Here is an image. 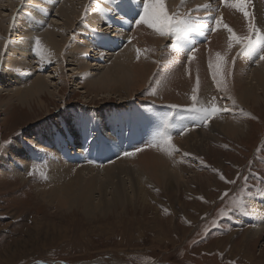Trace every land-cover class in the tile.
I'll return each mask as SVG.
<instances>
[{"label":"rangeland","instance_id":"obj_1","mask_svg":"<svg viewBox=\"0 0 264 264\" xmlns=\"http://www.w3.org/2000/svg\"><path fill=\"white\" fill-rule=\"evenodd\" d=\"M10 1L11 0H0V18L6 20L5 22L7 24H5V27H9L10 25L11 28V31L7 29L8 34L6 35L1 32L2 30L0 31V43L1 41H3L2 43L6 42V47L8 48L9 46L8 49H12L15 46L14 44L24 37L21 31L24 24H19V22H21L22 18L24 19L25 13L23 12L26 11L29 5V0H21L20 6H22H19L14 12V10L12 11L13 8L9 6L11 5L9 3ZM93 1L94 0H68L69 3L67 2V4L72 10L76 9V11H81L82 7H85V9L82 10L84 14L81 15L83 21L89 9H92L91 7L96 10L94 7L95 2ZM124 1L112 0V3L115 2V5H117L113 9L120 10L123 14H126V11L133 10L134 12L130 14L128 19L131 20L133 18L132 21L138 19L141 15L143 0H132L136 3L138 2L137 8L135 9H133L134 4H132L133 2L131 0H127L131 1V3ZM169 1L166 0V3L164 2V4H167L165 6V11H168V14L174 16L176 19L181 18V12L184 10L189 13L193 12L195 8L201 5H211L208 6L209 12L200 13V18L203 20L200 19L199 15L195 12L190 14L193 19L196 20L198 18V21L196 20L198 25L195 24L196 21L191 22L196 25L197 29H200V26L205 23H214V20L210 17L217 16V18L221 19L220 15L226 16L227 13H230V15H228L229 18L228 16L226 17L228 21L225 20V23L229 22L232 25V18L235 19L232 13L238 14L240 17L243 15L241 11L235 9L231 4L229 8L228 6L225 7L229 12L224 10V6H222L219 8L222 12L218 10V13H215V8L217 4L220 3H217V0H199L200 2L198 0H181L179 1L180 3L177 1L178 4L175 5L173 2ZM64 5L61 4V6ZM138 5L141 6L139 8L140 10L138 9ZM127 6H130V9H128ZM213 6L214 9H212ZM247 6H249L250 12L258 10L256 17H252L254 19L252 23L259 30L260 34H264V30L260 28L262 23H260L258 19L261 14H259V11H262L264 18V6L262 7L261 3L256 4V1L254 5L250 4ZM107 12V18L112 21L113 28L116 27V29L121 30L122 28L120 26L118 28V25L122 20L118 17L121 21L119 22L117 15L114 16L112 10L109 9ZM209 13L210 16L208 17ZM213 14L214 16H211ZM5 15L6 18H4ZM18 16L21 17L19 18ZM97 17L98 16L92 15L94 21H92V24L95 23ZM27 19V23L29 24L31 20L30 14H28ZM241 21L247 24L246 32L243 34L247 36L249 35V21L246 20L245 22L244 18H242ZM56 22L58 25H56ZM262 22H264V20H262ZM63 23L62 18L60 16L56 17V14H54V17L49 16V20L46 19L45 23L41 25L43 30L39 29L40 33L38 32L40 35V39L38 38L40 41L39 48L44 47L45 49L46 47V45L43 44L44 42H42L44 39L41 38V33H49L53 28L54 31H57V28L60 26L62 30L59 29L57 34H63L65 29V26H61ZM52 24L55 26L51 27ZM143 26L146 25H141V27ZM87 27V23L80 26L79 22H77L72 28L73 30L71 29L63 34L67 41L61 53V56H64V58L66 57L67 60L65 63L63 62V65L61 61V65L57 66V60L55 58L51 60L55 62V65H50V67L48 66L50 62L46 64L48 61L45 62L42 58L43 62L40 60V62H33L32 58L30 60L25 59V61H32L35 66H38L37 64L42 62L43 65H40V68L44 70L43 73H52V76H56V84L59 85L61 78L64 80L63 84L60 86L62 90L59 94L52 95V97L46 94L42 97L43 104L46 105V107H41L39 105V100H32L28 106H24L25 109H21L15 102L10 112H8L9 115L6 114V112L0 113V264H264V229L259 230V227H257L262 214L260 215L257 213L258 211L254 207L255 199H264L263 91H258V93L261 94L258 104H244L245 102L243 101H241L240 104V100L237 101L236 98H231V94H234V91L226 93V88H221L220 85L215 82V79H212V73H214L213 68L212 71H205L203 69L204 73L200 69L191 70L183 68L185 65H190V63L188 64L187 62L188 56L186 55H189V49L192 47L195 48V51L199 49V51H196L197 54L193 53V62L199 63V59L202 58V56L205 57H203L200 62H212L209 59L211 56L209 48H207L208 51L204 45L196 44L199 41L197 33L189 31V34L196 35L191 37L192 35L189 36L187 33L189 39L186 36H181L182 38L179 37L177 41L167 35L173 39L175 45L180 46L178 48L185 49L187 52L183 50L184 53H180L174 61L173 59L178 53V48H173L167 42L165 35H160L155 32L154 36V30L151 29L154 38L159 41L158 45L156 44L157 49L154 51V54L157 56V51L159 52L160 48L163 53H160L158 58L156 57L158 66L156 65L157 67H154L155 71H153L154 68L151 69V77L148 79L147 83L145 82L138 91H135V93L131 95V97L125 91L121 92L120 97H118V95H110L107 98H105L106 94H100L101 92L93 95L84 94L79 91V89H76L78 85L84 86L87 80H97L103 77L105 73H109L112 68L115 69V61L117 62L119 59L122 60L121 55L116 57L113 56L118 51L119 46L104 49L97 55L87 52L85 56H81L83 60L81 63H84L86 68H88L90 64L92 66L98 64L96 68L87 69L89 76L83 73L81 70L82 66L79 64L75 65L71 62L72 59H70L68 54L71 50H74L76 53V51H78L77 47L79 48L81 45V40L78 36L84 39L87 37L90 38L93 48L97 43L95 42L96 39H93L97 36V33L100 32V35L97 37L99 41L104 36L108 35L113 38L114 35H116V32L114 33L115 29L113 30V28L110 31H101V27H99V31L94 28H91V31H87ZM124 28L127 29V27ZM233 30L236 32V25ZM9 31L11 33H9ZM128 31L127 33L131 39L130 33H132V30L129 29ZM89 34L93 35L90 36ZM229 35L230 33H228V37ZM4 37H6V40H4ZM222 37L224 41H228V38L225 40L224 33L221 35L220 39ZM253 38H255L254 35ZM115 39L119 41L120 37L118 36L117 39L116 36ZM130 39H126L125 43L123 44L122 42V44L125 46L129 45V42L133 44V41ZM208 39L214 40L213 37ZM196 40L198 41L196 42ZM179 41L182 42L179 43ZM107 42L112 43L114 41L109 39ZM228 43L229 41L227 44ZM162 45H164V48ZM238 45L239 44L234 43L230 50L231 52L234 51L233 53L236 52L233 54L235 56L233 64L239 61L238 65L240 64V66L234 64V67H231L233 70L230 67H225V69L222 67L221 74L219 75L229 76L231 74L229 79L237 78L238 76L244 75L245 72L250 73V71L255 69L257 63L260 61L258 51L261 47L252 46L237 56V52L241 49L239 48L240 45ZM139 46H143V43ZM188 46L191 47L189 48ZM235 47H238V51H236L237 49H235ZM262 49L264 50V48ZM37 50L40 49L36 47L33 56L38 54V52L36 53ZM93 50H95V48H93ZM205 51H207L206 53H208V56L204 54ZM44 52L45 51H43L42 54ZM170 52L171 55L169 54ZM250 52L256 54L255 57H253ZM5 53L4 50L2 52V61L4 64L7 63L5 58L8 56ZM106 53L108 55H105ZM183 55L185 56L182 59ZM196 55H198L199 59H197ZM78 57L80 56L78 55ZM206 57L208 60H206ZM170 58L171 62L173 61L174 64H182L179 66L181 68H176L174 65L173 67L168 66V69L163 67V64L166 62H164V60L170 61ZM22 59L24 60V57ZM236 59L238 60L236 61ZM248 59L250 60L247 61ZM244 60L251 62L247 63L244 62ZM173 62L171 64H173ZM243 62L245 63L243 65L245 68L241 66ZM248 65L251 67L249 68ZM60 66L62 70L58 69ZM55 67L58 71H56L57 69H55ZM0 68L2 69L1 65ZM227 68L231 71L227 70ZM1 69L0 86L2 87L3 85L1 82L3 81L1 80V76L7 73V71L2 72ZM31 70H33L32 72L35 71L34 68ZM39 71L40 70H38V73L41 72ZM207 71L211 74L208 75L209 72ZM84 74L89 78H86ZM159 77L163 78L159 80ZM164 78L168 80L166 81ZM179 78L185 79L184 81L186 82L184 83L185 90L183 94H181L183 98L177 95L180 90L177 89L178 82H172V80L174 81L175 79V81H177ZM222 82H224V80H222ZM19 84H17V88L21 87ZM200 85L204 88L202 86L200 88ZM19 89L25 91L24 87ZM236 89L239 90L238 86H236ZM9 91L11 90L6 89L5 92L0 91L2 94L0 95L4 99H7L10 97ZM169 93L170 95L174 93L176 96L173 95L166 98L165 95ZM193 96L196 97L195 100H193ZM103 99H105L106 103H104L105 101H101ZM86 100H88L87 102L94 103H86ZM77 104H79V106H77ZM85 104H87L90 109ZM65 106H67L69 111L64 113H72V109L75 111L80 110L82 113L89 111L87 118L93 120H99L101 118L98 114L101 110L110 113H112V111L120 112L119 114L125 118L123 124L125 129L128 126H132V128L138 126L141 130L130 128L126 131L131 135L135 130H139L136 134V138L132 140L129 149V151H133V153L130 154L132 159L138 157V160H142L147 154L152 156L155 155V158L157 157L158 160L160 159L166 163L168 165L167 167L171 166L169 167L170 169H168L169 171L163 169L168 175L167 178L160 172L161 175L159 176H162L161 184L154 180L153 183L148 182L146 185H143L144 182L139 177L138 171L135 177L138 180V185L144 188L141 192V194H143L140 197L135 198L131 204L119 206L118 209L114 208V210H108L106 213L97 212L88 216L80 205L65 209L58 206L59 201L44 198L42 188L49 182L51 169L38 165L39 167L30 170L32 171L30 174L28 170L24 177H14L10 170V168H12L11 164H14L13 152L21 149V147H29V145L31 149L34 148V142L32 141L35 140L34 137L31 136L36 129L35 127L33 128L35 124L31 125L32 122H37L36 125H46L48 122L47 125H49L50 121H54L58 113H60V110H63ZM214 107L217 108L218 111L212 113L211 109ZM145 109L147 110L146 112L143 111ZM193 109L201 111H193ZM203 110H207L208 114L206 119L202 118L204 116ZM59 115L64 114L60 113ZM173 118L175 119L171 122ZM229 118L232 119V121L236 119L248 125V132L243 135H238L239 137L226 136L221 130L220 122ZM163 119L171 122L168 125L173 126V131L175 132L170 134L173 135V137L169 140L161 139L157 141L154 148L143 149V152L139 151L146 143H154L155 139L158 137L168 138L169 134L163 130ZM179 119L183 122L188 119H198L200 123L188 126L190 124L188 123L189 120L184 124H178L176 120ZM154 121L156 122V128L150 129L149 127ZM139 123L140 125H138ZM29 126L31 128L26 130ZM120 126L121 121L117 124V134H121ZM171 128L172 127L168 126L166 129L170 130ZM132 130L134 131L132 132ZM176 130L180 131L177 133ZM139 135H141V137ZM183 138H186V144L184 143L185 147L181 146ZM202 138L204 141H201ZM70 144L71 142L69 141L65 142L61 140L59 146L63 149L65 148V150L72 155V152H76L77 150H68ZM66 145H68V147ZM160 146L167 147L166 149H159ZM187 146H190L191 150L188 149ZM88 147H90V150L83 145L77 146V149L83 148L84 150L82 149L83 153L79 155L80 159L78 154H73V163L80 162L81 159L83 160V157L88 154L87 150L90 152V158H94L95 156L98 158L96 159L97 161H101L98 165L102 168L109 169V166L118 162L116 156L109 157L111 159L106 158L108 155L103 156L97 149V146ZM144 151L147 153H144ZM168 152L169 154L166 155ZM140 153L145 156L142 155L141 157ZM160 153L162 155H160ZM163 153L166 157L169 155L171 158H165ZM170 154H172V156ZM173 154L175 155L173 156ZM135 155L136 157H134ZM168 159L172 162H168ZM84 160L86 159L84 158ZM15 163L18 166H23L21 162ZM138 163H140V161H138ZM3 169H5V171H2ZM143 170L144 167L141 168V171ZM89 176L92 175H88L87 177ZM21 178H24V180ZM99 197V194L96 193V202Z\"/></svg>","mask_w":264,"mask_h":264},{"label":"bare ground","instance_id":"obj_2","mask_svg":"<svg viewBox=\"0 0 264 264\" xmlns=\"http://www.w3.org/2000/svg\"><path fill=\"white\" fill-rule=\"evenodd\" d=\"M110 1H111V3H110ZM131 1L126 0L124 2L131 3ZM165 1L166 0H164V2ZM177 1L179 2L181 0H174V1H169V2H173V4L175 5V4H178ZM212 1H215V0H212ZM251 1H254V0H251ZM255 1H256V4L261 3V6L262 7L264 6V4H262V3H264V0H259V1L255 0ZM64 2H65V5H64ZM67 2H68V0H29V5L26 8V11L23 12V13H25L24 19L23 18H22V20L20 19L21 22L18 21L19 24L20 23L24 24L23 26L20 25V26H22L21 31L24 34V37L19 41L17 40L18 42L16 44H14L15 46L12 49H8L9 46H8V48L6 47V44H5L6 42L2 43L3 41H1V43H0V65H1L2 69L1 68L0 69L2 72L7 71V73L2 74V76H1V80L3 81V82H1V84L3 86L2 87L0 86V91L5 92L6 89H9L11 91H9L10 97L7 99H4L1 96L2 94L0 93L1 94L0 95V113L6 112V114L9 115L8 112H10L11 107L13 106V103H15V102L17 103V106H19L21 109H25L24 106L25 107L28 106L32 100H39V105L41 107L42 106L46 107V105L43 104L42 97L45 96L46 94L50 95L51 97H52V95L59 94L62 90L60 88V86L63 84L64 80L61 78L59 81V85H58L55 83V80H56L55 77L56 76H52L53 75L52 73H49V74L43 73L44 70H42L40 68V65H43L42 59H44L45 62L48 61L46 64H49V62H50V64L48 65L49 67H50V65H52V66L55 65L54 64L55 62L51 61L54 58L57 60L56 61L57 66L61 65V64L63 65V62L65 63L67 61L66 57L64 58V56H61V53L63 52V50L66 46L64 44H66V42H67L65 40V35L63 36V34H65L67 31H70L74 27L75 23H77V22H79L80 26H83L84 23H87V25H88L87 31H91V28L98 30L99 27H101L100 28L101 31L112 30V28H113L112 21H110V19H108L107 15H106L108 13L107 11L109 9L112 10V13L114 16L117 15V18L119 17L122 20V22H121L120 19L118 18L119 22H121V23H119L118 28L120 26L122 29L119 30V29H116V27H114L113 30L115 29L114 33L116 32V35H114L113 38L109 37L108 35L104 36L99 42H97L95 44V46H93V48H95V50H93V48H92V43H91L90 38L87 37L86 39H84L83 37L78 36L81 40V45L79 46V48L76 46L78 51H76V53H75L74 50H71V52L68 55L70 56V59H72L71 62H73L75 65L79 64L80 66H82L81 70L85 74H88V72H87L88 68L93 69L94 67L95 68L98 67V64H96L95 66H92L90 64V66L88 68H86V66H84L85 64L81 63V62H83V60L81 59V56L82 55L85 56L87 52L91 53L93 55H97L98 53H100V51H102L104 49H109V48L119 46L118 51L113 56L116 57L118 55H121L122 60L119 59V61L118 60H117V62L115 61L114 62V65H115L114 68L115 69L112 68L111 71H109V73L107 72V73H105V75L103 74L104 75L103 77H101L97 80L96 79L87 80V83L85 81L84 86L77 84L78 86L76 87V89H79V91L83 92L84 94H90V95H93L95 93L99 94L101 92L100 94H106L105 98H107L110 95H118V97H120L121 92L125 91L131 97V95H133V93H135V91H138L143 86V84L145 82L147 83L148 79H150L151 69L158 66L157 58L159 57V54L163 53V52H161V48H160L159 52L157 51V56H155V54H154V51H156V49H157L156 44L158 45V43H159V41L154 38L155 31H154V36H153V34H152L153 31H151L150 28H148L146 26L141 27V25H136L135 21H137V19L132 21L133 18L131 20L128 19L129 17L128 16L126 17L122 11L113 9L114 7L117 6V5H115V2L112 3V0H94L93 2H95L94 7L96 8V10L93 7H91L92 9L91 10L89 9V11L86 9L88 12H87V14L85 12V14H86L85 19H84L85 21L84 20L82 21L83 17L81 16L82 14H84L82 12V10H84L85 7L84 8L82 7L81 11H76V9L72 10L71 7L67 4ZM132 2H133L132 4H134L133 9L137 8V3L134 1H132ZM218 2H220L219 4H217L218 10H219V8L224 6V10L228 11L225 7L228 6V8H229L230 4H232L231 6H233V4H235L237 2V0H219V1L217 0V3ZM9 3L11 4L9 6L13 8L12 11L14 10V12H15L16 9L20 6L21 0H18V5H17V0H11ZM195 3H196V1H195ZM195 3H194V5H195ZM26 4H28V3H26ZM61 4H63L64 6H61ZM166 5L167 4H165V6ZM251 5H254V2H252ZM231 6H230V8H231ZM261 6H260V8H261ZM140 7L141 6L138 5V9ZM248 7L249 6H247V10L250 13V18H251V20L254 21V19L252 17L253 16L256 17L258 10H254V11L250 12ZM129 9H130V6H129ZM22 10H24V9H22ZM129 12L132 13L134 11L129 10ZM219 12H222V10H219ZM29 13H31V16H30L31 20L29 21V24H28L27 23V20H28L27 17H28ZM54 14H56V17L60 16L62 18L64 23L61 24V26H65L64 32H63V34H60L61 36L58 35L57 31L59 29H61L62 27L60 28V26L59 27L57 26L58 27L57 31H54V28H53V30L51 28H49V29H51V31H49V33L48 32H45V33L43 32L44 34L41 33V38L44 39V40H42V42H44L43 44L46 45V47H45V49H44V47L39 48L40 50L36 51V53L38 52V54H36V56L35 55L33 56V53H34L35 48H36L35 41L37 38L40 39L39 29L43 30V27L41 25H43L45 23L46 19L49 20V16L54 17ZM214 14L211 16H214ZM232 14H233L232 16L235 18V19L232 18V25L229 22L225 23V20L228 21V19H226V17L228 15H230V13L229 14L227 13L226 16L220 15L221 16L220 29H217L216 31L211 32L209 29V24L205 23L203 25H207L208 28L203 29L202 32H201V30L192 31V32L197 33V36H198L197 38L199 41L196 40V42L198 41V43H196V44L197 45H204L206 50H208L207 48H209L210 55H211L209 57V59L212 62L202 63L200 61L205 56H202V58L199 59L198 55H196L197 59H199V63L193 62L192 60H188V61L185 60L188 62V64L190 63V65L189 66L185 65L183 68H187V69H191V70L192 69H200L203 71V73H204V70L205 71L206 70L212 71V68H213L214 72H216L215 65L217 62V58H216L217 53H220V55L222 57H224V60L222 62V65L224 67L223 69H225V67H228V68L234 67L233 66L234 64L238 65V63H239V61H237L238 59H236V61L238 63L235 62L233 64V60L235 57L233 54H235L236 52L235 53H233L234 51L231 52L230 49H232V48H230V49L228 48V44H227L228 41L226 42V41H224L223 37L221 39H220V37L224 33L225 34V40L228 38V32L226 29L223 28L224 24H229L228 26L231 25L230 27L232 29L236 25V27H237L236 34L240 35V36H244L243 34H245V32H246L247 24L242 22L241 19L244 18L245 22L248 19H246L244 17V15H242V17H240L238 14H234V13H232ZM259 14H260L259 15L260 17L258 16L259 17L258 19H259L260 23H262L260 28L262 30H264V26H263L264 22H262V20H264V18L262 15L263 14L262 11H259ZM87 15H88V17H87ZM92 15L98 16L97 19L95 20L94 24H92L94 22ZM108 15H110V14H108ZM209 16H210V13L208 14V17ZM4 18H6V15ZM228 18H229V16H228ZM5 21H6L5 19L0 18V31L2 30L1 32L6 35V34H8L7 29L10 30L11 28H10V25H9V27H5V24H7ZM15 23H14V25H15ZM56 25H58L57 22H56ZM258 25H260V24H258ZM24 26H25V28H24ZM54 26L55 25L52 24L51 27H54ZM124 27H127L128 30L129 29L132 30V33H130L131 39L129 38V35L126 31L127 29H125ZM214 27H216V25H214ZM261 29H260V31L262 32ZM77 30H78V27H77ZM10 31H9V33H11ZM192 32H190V33H192ZM198 33H201V34H198ZM90 34H91V32H90ZM13 35H14V33H13ZM92 35H90V36H92ZM96 35L99 36L100 32L97 33ZM191 35L192 34H189V36H191ZM193 35L191 37H194L196 34L194 36ZM116 36H117V39H118V36L120 37L119 41L115 39ZM151 36H153V37H151ZM205 36L208 38L213 37L214 40H209ZM186 37H187V35H186ZM254 37H255V35H254ZM5 38L6 37H4V40H6ZM187 38L189 39V37H187ZM93 39H95V38H93ZM106 39L107 40L110 39L111 41H114V42H112V43L107 42ZM126 39L132 40L133 44L128 41L129 45H127V46L123 45L125 43ZM8 41H7V43H8ZM13 42H14V40H13ZM45 42H46V44H45ZM122 42H123V44H122ZM180 42H182V41H179V43ZM141 43H143V46L140 47L139 45H141ZM163 46L164 45H162V47ZM196 49H198V48H196ZM235 49H237L236 51H238V47L237 48L235 47ZM4 50L6 52L5 54L8 55L7 56L8 58L7 57L5 58L7 61V63H5V64L2 61V56H3L2 52ZM137 50H139V54H138ZM183 50L185 51V49L178 48V50H177L178 53L175 56V58L173 59L174 61L180 53L181 54L184 53ZM43 51H45V52L42 54ZM206 52L207 51H205L204 54H206L208 56V53H206ZM250 53L252 54L253 57H255L256 54H254L252 52H250ZM169 54L171 55V52ZM194 54H197V52ZM78 55L80 57H78ZM105 55H108V54L106 53ZM258 55H259V57L261 55H264V50L262 48L258 51ZM184 56L185 55L182 56V59ZM186 56H188V54ZM23 57H24V60L22 59ZM140 57H142V58H140ZM31 58L33 59V62H36L39 60L42 62L37 64L38 66H35L32 61H30V62L27 60L25 61V59L30 60ZM180 59H181V57H180ZM250 59H248L247 61H249ZM206 60H208L207 57H206ZM122 61H123V65H122ZM185 61H183V62H185ZM247 61L244 60V62H247ZM60 62H61V64H60ZM164 62H163L164 63L163 67H166V68L168 66L173 67V65L176 68H181L179 66L182 65V64L181 65L180 64L179 65L174 64L173 61H172L173 64H171L172 63L171 58H170V61L164 60ZM244 62L241 64L242 67H244L243 66L245 64ZM250 62H247V63H250ZM31 65H32V67H31ZM238 66H240V64ZM245 66H247V65H245ZM248 67H249V65H248ZM32 68L35 69L34 72H32L33 71V70H31ZM228 68H227V70H230ZM55 69H57V68L55 67ZM58 69L62 70L61 66ZM58 69L56 71H58ZM167 69H164V70H167ZM38 70H40L41 72L39 71L40 73H38ZM63 70H64V68H63ZM71 70H69V71H71ZM153 71H155V68ZM202 71H201V73H202ZM238 71H239V69H238ZM171 72H172V70H171ZM207 72H209V71H207ZM207 72H206V74H207ZM239 72H238V75H239ZM242 72H243V70H242ZM245 73H244V75L238 76L237 78H230V79H229V76L231 74L229 76L228 75L221 76V75H219L221 73H217L215 82L218 85H220L221 88H226V90H225L226 93H228L229 91H234V94H231V98L232 99L236 98L237 101L240 100L239 103L241 101H243V102H245L244 104H251V103L258 104V101L261 98V94H259L258 91H263L262 94H264V60H260L257 63L255 69L250 71V73H246V74ZM210 74L211 73L209 72L208 75H210ZM235 74H233V75H235ZM60 75H58V76H60ZM169 75H171V74H169ZM186 75H188V74H186ZM23 76H25V77H23ZM87 76H89V74ZM85 77H86V75H85ZM86 78H89V77H86ZM161 78H163V77H159L158 79L161 80ZM182 78H179L177 81H175V79H174V81L172 80V82H175V83L178 82L177 83V85H178L177 89H180V90H179L177 95L179 97L183 98V96L181 94H183V91L185 90L184 83H186V82L184 81L185 79H182ZM184 78H186V77H184ZM164 80L167 81L168 79L164 78ZM222 80H224V82H222ZM210 81H211V79H210ZM17 84L21 85V87H19V88L24 87L25 91L17 88ZM201 86L202 85H200V88H201ZM236 86H238L239 90L236 89ZM203 88H202V90H203ZM167 92H172V91H167ZM168 95H165L166 98H169L170 96H173L175 94L172 93L170 95V93H169ZM182 98H181V100H182ZM87 101L88 100H86L85 102L86 103H92V104L94 103V102H87ZM101 101H105V99H103ZM108 102H111V101H108ZM104 103H106V101ZM85 105L88 106L87 104H85ZM77 106H79V104H77ZM70 108H72V107H70ZM88 108L90 109L89 106H88ZM68 111H69V109H67V106H65L63 110H60V113H62L64 115H59L60 113H58L55 120L50 121L49 125H47L48 122L46 125L45 124L44 125L43 124L42 125H36L37 122H35V123L32 122L31 125L35 124V126H33V128L35 127V129H36V130L34 129L35 132H33L32 136H31V137H34V140H35V141H32V142H34L33 143L34 148L31 149L30 145H29V147H25V148L21 147V149H18V150L13 152L14 155L12 154L14 156L13 157L14 158L13 159L14 164L13 163L11 164L12 168H10V170L12 172L11 174L14 177H17V178H20V176L24 177L25 173L28 172V170H29V174H30L32 172L30 170L39 167L38 165H41L44 168L47 167L48 169H51V174H50V179H49L48 184L45 185V187L42 186L44 198H50V199H54L55 201H59L58 206L60 208H65V209H68L70 207H74L76 205H80L83 207L84 212L88 216H91L92 214L97 213V212L106 213L108 210L111 211V210H114V208L118 209L119 206H121V205H127L129 203L131 204V202H133L135 198L140 197L143 194V193L141 194V192H142V189H144V188H141L142 186L138 185V180L135 177V175H137L136 172L139 171V177L144 182L143 185H146L148 182L153 183L154 180H156L158 183H160L162 176L160 177L159 175H161V174L165 178H167L168 175L166 174L165 171H169L168 169H170L169 167H171V166L167 167L168 165L166 163H164L163 161H161L160 159L158 160L157 157L155 158V155L152 156V155L147 154L145 156L142 154L143 156H145L142 160H138L137 159L138 157L132 159L131 155H125L126 151L123 148V146L125 144L123 142V138L127 135H130V133L125 131V126L123 125L125 122V118L119 114L120 112L118 113V111H112L111 110L112 113H110V112L101 110L100 113L98 112V114L100 115L101 118L99 120L98 119L93 120V119L87 118L89 111H87L86 113H82V112H80V110L75 111L74 109H72L71 110L72 113H64V112H68ZM48 112H49V110H48ZM233 120L234 121H232V119L229 118V119L222 120L220 122L221 130L223 131V133L226 136H228V137L229 136L239 137L238 135H240V134L243 135V134H246L248 132V128H249L248 125L242 123L239 120H236V119H233ZM120 121H121V126H120L121 134H117V130H118L117 124ZM134 122H135V120H134ZM140 123L138 125H140ZM30 128L31 127L29 126L26 130H29ZM131 128H132V126H131ZM133 128L139 129L138 126L137 127L135 126ZM139 130H135V131L132 130V132L134 131L133 136L128 141L130 143V146H131L132 140L136 138V134H137V132H139ZM194 133H196V132H194ZM198 133H199V131H198ZM203 134H204V132H203ZM206 134H207V132H206ZM61 140L65 141V142L66 141L71 142L68 150H72V151L74 149H75V151L77 150L75 152V154H78V157L80 154L83 153L84 149L83 148H82L83 150L81 148L77 149V146H81V145H83L85 147L97 146V149L99 150V152L103 156L108 155L106 158H109L111 156H116L117 157L116 160L118 162L114 165H111V166H109L110 165L109 164L108 165L109 169L100 167L98 164L101 161L93 160L92 163L86 162L84 160V158L86 159V156H84L83 162L73 163L72 159L74 157L67 150H65V148L63 149L59 146V143ZM201 141H204V139L202 138ZM184 143L186 144V138H183L181 141L182 147H185ZM166 147L160 146L159 149H166ZM173 147H174V145H173ZM187 148L190 149V146H187ZM177 151H178V149H177ZM169 152H170V150H169ZM169 152L166 153V155L169 154ZM141 153H140V155H141ZM144 153H147V152L144 151ZM148 153H151V152H148ZM87 155L90 156V152H88ZM98 155H100V154H98ZM136 155L134 157H136ZM142 155H141V157H142ZM160 155H162V154L160 153ZM170 155L172 156V154H170ZM174 155L175 154H173V156ZM164 157L169 158L170 156L168 155V157H166L164 154ZM79 159H80V157H79ZM92 159L93 158H91V160ZM109 159H111V158H109ZM169 159L167 160L168 162L170 161ZM138 161H140V163H138ZM15 162H21L23 166H18V165H16ZM170 162H172V161H170ZM71 163H73V164H71ZM169 164H172V163H169ZM176 166H177V164H176ZM142 167H144L143 171H141ZM180 169H182V168H180ZM2 171H5V169H3ZM6 172H4V173H6ZM160 172H161V174H160ZM179 173H180V171H179ZM100 174H101V176H100ZM28 175H27V177H28ZM88 175H92V176L87 177ZM21 179L24 180V178H21ZM203 188H205V187H203ZM96 193H98L100 196L97 202L95 201L96 200L95 199ZM254 203H255L254 207L258 211L257 213H259L260 215L262 214V217L260 216L261 220H260L259 225L257 227H259V230H263L264 229V199H259V200L255 199ZM251 232H253V231H251Z\"/></svg>","mask_w":264,"mask_h":264},{"label":"snow or ice","instance_id":"obj_3","mask_svg":"<svg viewBox=\"0 0 264 264\" xmlns=\"http://www.w3.org/2000/svg\"><path fill=\"white\" fill-rule=\"evenodd\" d=\"M248 0H237V2L233 5L236 9L241 11L246 19H248V28L249 35L240 36L237 35L236 32L227 24L223 25V28L230 33L228 37V48H232L233 44H239L241 51L237 54L239 56L242 52L247 50L252 46H259L264 48V34H260L259 30L253 25L252 20L250 18V13L247 10ZM208 9V6H205V11ZM201 9H196V11H200ZM214 20L216 27L212 28L211 31H216L221 25V19L210 17ZM136 25H146L148 28L154 30L160 35H169L171 38L177 41V39L181 36H186L189 31H197L208 28L207 25H201L200 29H197L190 22V18L185 19H176L174 16L169 15L167 11H165L164 0H143L142 12L139 18L136 21ZM255 35V38H253ZM37 49L40 47V41L37 38L35 41ZM175 47V45H173ZM138 54H139V50ZM195 52V48L189 49L188 60L194 59L193 53ZM217 62L215 65L216 72L213 73V79H216V74L221 72L223 67L222 62L224 57L220 55V53L216 54ZM260 60H264V55H261ZM226 74V73H225ZM196 97L193 96V100ZM193 111H201L197 109H193ZM217 108H212L211 112H217ZM204 116L202 118L207 117V110H203ZM170 139V138H169ZM131 153H125V155H130Z\"/></svg>","mask_w":264,"mask_h":264}]
</instances>
